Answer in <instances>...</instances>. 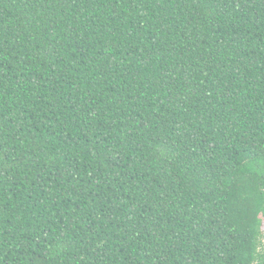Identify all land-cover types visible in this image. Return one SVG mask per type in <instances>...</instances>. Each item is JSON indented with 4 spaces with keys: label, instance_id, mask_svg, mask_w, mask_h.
I'll return each instance as SVG.
<instances>
[{
    "label": "trees",
    "instance_id": "obj_1",
    "mask_svg": "<svg viewBox=\"0 0 264 264\" xmlns=\"http://www.w3.org/2000/svg\"><path fill=\"white\" fill-rule=\"evenodd\" d=\"M264 0H0V264H264Z\"/></svg>",
    "mask_w": 264,
    "mask_h": 264
},
{
    "label": "rangeland",
    "instance_id": "obj_2",
    "mask_svg": "<svg viewBox=\"0 0 264 264\" xmlns=\"http://www.w3.org/2000/svg\"><path fill=\"white\" fill-rule=\"evenodd\" d=\"M262 220V233H263V239H262V245L264 244V218L261 219Z\"/></svg>",
    "mask_w": 264,
    "mask_h": 264
}]
</instances>
